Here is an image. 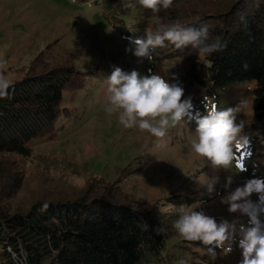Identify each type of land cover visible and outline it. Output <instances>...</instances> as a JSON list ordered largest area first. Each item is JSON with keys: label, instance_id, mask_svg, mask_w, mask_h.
Returning <instances> with one entry per match:
<instances>
[{"label": "rangeland", "instance_id": "1", "mask_svg": "<svg viewBox=\"0 0 264 264\" xmlns=\"http://www.w3.org/2000/svg\"><path fill=\"white\" fill-rule=\"evenodd\" d=\"M124 5L121 0H0V61L4 62L0 72L10 85L61 72L69 76L50 137L30 143L26 156L0 155V206L9 212L23 211L54 194L77 196L89 186L107 187L117 198L127 196L126 200L154 208L169 226L163 259L151 264L182 260L186 264H239L238 239L231 252L216 249L213 259L202 244L184 240L173 225L180 205L217 220L238 215L228 213L220 197L252 179L247 178L248 168L243 172L237 168L241 151L230 169H213L191 149L196 138L194 119L169 128L161 144L147 131L125 128L118 114L105 111L109 102L106 78L113 65L163 79L164 75L182 77L187 66L171 58L164 47L151 50L152 60L142 63L126 52L134 47L132 39L155 32L161 20L153 12H136ZM181 87L182 99H187L186 88ZM249 88L236 85L202 103L191 100L192 114L206 115L205 105L224 110L245 101L247 107L236 114V122L243 123L244 134H252ZM257 144L254 165L264 167V145ZM228 175L233 183L224 189ZM212 178H218V194L209 196L206 185ZM257 198L256 194L251 197Z\"/></svg>", "mask_w": 264, "mask_h": 264}, {"label": "trees", "instance_id": "2", "mask_svg": "<svg viewBox=\"0 0 264 264\" xmlns=\"http://www.w3.org/2000/svg\"><path fill=\"white\" fill-rule=\"evenodd\" d=\"M121 1L136 12H152L137 0ZM156 15L161 24H207L210 40L226 43L222 51L200 56L191 46L180 51L166 41L169 56L187 66L182 77L164 79L185 87L187 99L198 103L226 88L250 85L253 133H245L250 146L237 162L248 168L247 178L264 179V167L254 165L258 141L264 145V0H173ZM68 80L61 72L10 85L0 97V155L26 156L30 143L50 137ZM110 191L89 186L77 196L54 194L16 212L0 206V264L160 262L169 226L154 208ZM159 227L165 231L157 234Z\"/></svg>", "mask_w": 264, "mask_h": 264}, {"label": "clouds", "instance_id": "3", "mask_svg": "<svg viewBox=\"0 0 264 264\" xmlns=\"http://www.w3.org/2000/svg\"><path fill=\"white\" fill-rule=\"evenodd\" d=\"M137 2L154 14L161 9H169L173 4V0ZM124 6L130 7L131 4L125 3ZM166 41L180 51L191 46L200 56L211 55L226 47L219 37L210 40L207 24L195 27L173 22L161 24L155 32L148 31L143 38L132 39L130 43L134 47L125 51L137 57L138 62L142 63L145 59L151 61V50L165 47ZM3 67L4 62L0 61V69ZM112 69L106 78L109 102L105 111L109 115L118 114V120L125 128L138 127L162 144L169 128L194 119L196 138L191 142V149L217 170L230 169L236 153L249 148L250 138L243 133V123L236 122V114L247 107L245 101L224 110H218L215 104L211 107L205 105L206 115L197 113L193 116L191 98L182 99L184 89L181 86L169 84L156 74L141 75L137 70L124 71L115 65ZM9 88L10 82L0 72V97H6ZM237 168L240 172L246 171L239 164ZM217 183L218 178H212L207 183L206 193L209 196L218 194ZM232 183L233 177L228 175L224 189H229ZM253 194L258 197L255 201L251 199ZM220 203L227 206L228 213L238 215L231 220L223 217L217 220L203 211L180 205L173 227L184 240L202 244L213 259L217 256L216 249L231 252L232 244L238 239L242 250L239 264H264V220L261 219L264 216V179L245 181L221 196ZM156 231L160 234L165 229L159 227ZM179 264L186 262L182 260Z\"/></svg>", "mask_w": 264, "mask_h": 264}, {"label": "snow or ice", "instance_id": "4", "mask_svg": "<svg viewBox=\"0 0 264 264\" xmlns=\"http://www.w3.org/2000/svg\"><path fill=\"white\" fill-rule=\"evenodd\" d=\"M242 158V157H241ZM242 166V165H241Z\"/></svg>", "mask_w": 264, "mask_h": 264}]
</instances>
